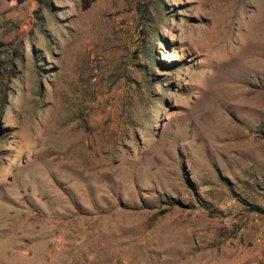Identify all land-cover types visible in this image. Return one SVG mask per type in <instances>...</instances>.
<instances>
[{"label": "rangeland", "instance_id": "1", "mask_svg": "<svg viewBox=\"0 0 264 264\" xmlns=\"http://www.w3.org/2000/svg\"><path fill=\"white\" fill-rule=\"evenodd\" d=\"M0 264H264V0H0Z\"/></svg>", "mask_w": 264, "mask_h": 264}, {"label": "trees", "instance_id": "2", "mask_svg": "<svg viewBox=\"0 0 264 264\" xmlns=\"http://www.w3.org/2000/svg\"><path fill=\"white\" fill-rule=\"evenodd\" d=\"M81 9H86L95 0H79Z\"/></svg>", "mask_w": 264, "mask_h": 264}]
</instances>
